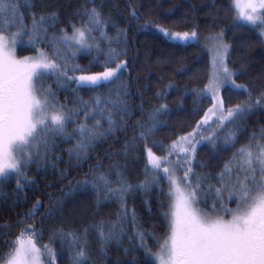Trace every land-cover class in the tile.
Segmentation results:
<instances>
[{
    "label": "snow or ice",
    "instance_id": "1",
    "mask_svg": "<svg viewBox=\"0 0 264 264\" xmlns=\"http://www.w3.org/2000/svg\"><path fill=\"white\" fill-rule=\"evenodd\" d=\"M23 4L29 10L34 7L31 0H23ZM20 8L21 0H0V183L15 177L18 190L22 189L21 180L29 184L34 182L25 169L32 164L39 167L42 162H47L50 151L56 147L54 140H74L75 143L67 151L70 161L74 159L79 164L87 159L89 149L117 131L126 130L127 118L133 115L128 100L131 93L122 79L128 72V60L121 59L127 54L126 47L117 50L109 46L105 58L95 61L103 68L100 72H90L74 62L80 51H101L97 33L111 45L112 37L107 34L109 24L100 10L85 7L82 13H77L83 19L79 27L71 25V34L67 29H60L62 35L52 33L49 36V29L58 23L56 12L37 15L29 11V26ZM232 8L238 22L264 26V0H232ZM172 11L170 9L169 14ZM131 16L137 21L141 19L136 9H132ZM13 27L16 28L14 32L11 31ZM143 29H154L168 40L185 46L198 40L195 30L171 31L150 21L144 23ZM120 32L126 39L127 31L121 29ZM260 35L264 37V31ZM25 37L35 55L20 58L17 56V45L24 42ZM116 39L118 41L119 36ZM205 39L209 41L206 48L211 53V71L206 85L194 91L211 100L212 104L197 122L196 128L167 146L151 139L158 128L166 126V122L159 117L170 111L167 104H160L147 114V120L138 122V134L134 132L119 153L127 157L136 149L144 152L145 171L150 170L152 176L137 188L159 184L161 177L169 185V210L164 213L169 232L163 243L154 252L147 246L141 231L137 230L134 234L139 237L147 257L144 264H264V128L259 134L253 133L250 142L241 146L217 175L221 187L215 188L217 199L210 205L211 211L196 207L206 203L207 192L202 185L212 178L211 174L201 175L193 168L194 163L207 167L197 159L198 148L211 145L215 149L216 133L226 131L229 126H233L234 130L227 131L223 144L225 148L234 146L238 134L243 131L240 126L246 117L257 109L264 110V91L253 96L248 85L236 83L238 73L227 65L230 46L224 43L223 32ZM41 44H48L51 51L41 48ZM48 79L53 80L57 88L71 91L79 107L70 108L61 103L52 85L45 86ZM106 85L116 87L110 88L106 95H92L87 101L79 95L81 89L95 93ZM168 87L173 85L170 83ZM222 89L230 94L246 95L247 99L226 108ZM165 95L163 91L157 93L158 98ZM140 111H144L143 103ZM210 121L216 129L205 136L201 129L211 127ZM70 125L71 132L68 131ZM150 140L153 147L164 150L166 155H156L152 147H148ZM172 157L176 158L175 165L169 167L173 164ZM119 167V163L113 161L111 169L115 170L118 178L115 187L109 178L113 174L111 170L93 172L91 177L86 175L76 180L63 196L72 197L92 191L97 196V203L103 194L105 199L119 200L122 211L126 213L125 194L133 186L118 170ZM96 168L102 169L103 164L98 163ZM177 169L182 172L179 177ZM61 175L66 178V173ZM213 188L214 185L208 184L209 191ZM198 192L201 195L198 196ZM224 193H227L226 197ZM225 199L229 203L234 202L235 207H228ZM63 204L64 200L55 201V208L49 209L45 216L53 217L62 212ZM42 206V202L37 200L25 215L35 217ZM132 215L134 219L135 213ZM118 223L108 222L107 230L103 222L90 226L97 233L103 254H106L108 245L119 244L124 234L122 228L118 230ZM88 233L89 228L83 229V233L75 229H60L53 234L62 244L60 255L67 252L69 264H89ZM37 235L42 236V233L38 234L34 225H27L15 240L9 242L8 251L0 255L2 264H45V261L56 264L57 252L48 244L38 245Z\"/></svg>",
    "mask_w": 264,
    "mask_h": 264
},
{
    "label": "trees",
    "instance_id": "2",
    "mask_svg": "<svg viewBox=\"0 0 264 264\" xmlns=\"http://www.w3.org/2000/svg\"><path fill=\"white\" fill-rule=\"evenodd\" d=\"M34 7L29 10L21 0L20 11L24 13L25 23L29 24L31 16L29 11L40 14L56 12L58 23L49 29V36L55 33L62 35L60 29L72 32V24L78 27L83 17L77 15L83 12L85 7H96L108 22L107 34L112 37L109 45L107 40H98L101 51L95 50L80 54L75 62L90 72H100L103 68L95 61L103 60L109 46L127 49V54L121 59L128 60V72L123 76L131 95L128 97L132 105L131 117L127 118L128 127L124 131H117L115 135L107 137L94 148L89 149L87 159L77 164L70 161L68 149L75 143L74 140L66 142L64 139H56L54 151H50L47 162H42L38 167L32 164L25 169L27 176L34 181L25 183L20 181L22 189L18 190L16 178L12 177L0 183V255L8 251L10 241L16 239L20 231L27 225H34L37 229L35 238L38 245L48 244L57 252L56 264H69L67 252L60 255L62 244L59 238L53 234L60 229L64 231H76L83 233V229L89 228L88 246L91 254L89 264H144L147 259L144 249L141 247L139 237L135 236L137 230L144 234L147 246L155 252L158 245L166 238L169 228L164 213L167 212L170 203L167 193L169 185L163 177L159 184H149L148 187L137 188L136 186L150 180L152 173L145 171V154L141 149H136L125 157L120 155L125 142L130 140L134 132L138 134V122L147 120V114L160 104H167L170 111L159 117L166 122V126L160 127L151 138L163 145H169L179 136L186 135L196 128L212 101L198 94L196 89H202L211 71V59L206 48L200 44L182 43L170 41L154 29L145 31V22H152L171 31L186 32L195 30L201 35H213L223 32L225 41L228 43V65L238 73L236 83L246 84L252 89L253 96L264 91V37L260 35L261 27H255L235 19L232 8V0H31ZM132 9H136L139 21L131 16ZM173 10L169 14V10ZM113 22L115 26H113ZM127 31V37L120 30ZM16 31V28H11ZM119 36L117 41L116 37ZM24 42L18 44L17 54L19 57L35 55L32 47ZM41 48L51 51L48 44H41ZM90 61L93 63L90 65ZM114 66V65H113ZM243 73V74H239ZM79 74V73H77ZM71 75V74H70ZM53 89L57 91L61 103H66L70 108L79 107L71 91L57 88L53 80L48 79ZM173 87L169 88L168 85ZM73 88L76 86L73 84ZM115 85H106L93 93L88 89H81L79 95L89 100L95 94H108L110 88ZM166 92L163 98H158L157 93ZM225 107H233L237 103L247 99L246 95L230 94L222 90ZM143 103L144 111H140ZM243 131L238 134L234 146L225 148L223 139L226 132L217 134L216 148L211 145L198 148L197 159L207 165L200 167L193 164V168L201 175L211 174V179L206 181L202 188L207 192L206 203L197 206L203 210L214 202L215 188L221 187L216 179L224 169L233 154L244 145H247L253 133L259 134L264 128V110L257 109L249 114L240 126ZM72 126L68 131L71 132ZM148 147L158 156H164L166 152L153 147L151 140ZM59 157V159H56ZM111 157V158H109ZM113 161L120 165L119 171L124 178L133 186L125 194L124 208L122 211L119 200L109 197L105 199L103 194L97 203L94 192L77 193L72 197H64L76 180L83 179L86 175L91 177L93 172L112 171L109 177L116 186L117 176L111 169ZM53 163L55 166H53ZM98 163L103 164L102 169H97ZM66 173V178L61 173ZM182 174V172L180 171ZM194 179V178H193ZM208 184L214 185L209 191ZM201 195V193H197ZM42 202L35 217L25 214L32 210L36 201ZM64 200L63 211L53 217H46L49 209L55 208V201ZM213 201V202H212ZM133 212L135 218L133 219ZM23 221V223H21ZM118 223V230L123 229L119 244L112 243L107 246L106 254L101 252V242L97 233L91 229L93 224H105L108 222ZM127 250V251H126ZM47 262V261H46ZM2 263V261H0Z\"/></svg>",
    "mask_w": 264,
    "mask_h": 264
},
{
    "label": "rangeland",
    "instance_id": "3",
    "mask_svg": "<svg viewBox=\"0 0 264 264\" xmlns=\"http://www.w3.org/2000/svg\"><path fill=\"white\" fill-rule=\"evenodd\" d=\"M243 23H245V22H243ZM12 31V30H11ZM262 31H264V28H262L261 27V29H260V32H262ZM14 32V31H13ZM71 34V33H70ZM213 35H215V34H213ZM96 36H97V41L98 40H100L101 38L99 37V33H97L96 34ZM197 36H198V40L196 41V42H191V43H196V44H200V45H202V46H204L205 48H206V45H208L209 44V41H207L205 38L206 37H208L209 35H201V34H199V33H197ZM104 40V39H103ZM223 40H224V43H226V44H228L226 41H225V38H224V34H223ZM176 42V41H175ZM17 47H18V45H17ZM206 50H207V48H206ZM208 51V50H207ZM83 53H86V52H84V51H80V52H78L77 54H76V57H75V59L77 58V56L78 55H80V54H83ZM208 53H209V55H210V59H211V53L208 51ZM17 56H18V54H17ZM29 56H32V55H29ZM19 57V56H18ZM20 58H22V57H20ZM228 58V57H227ZM75 62V61H74ZM76 63V62H75ZM227 65H228V59H227ZM228 67H229V69L230 70H232L231 68H230V66L228 65ZM233 71V70H232ZM234 72V71H233ZM69 74H72V73H69ZM77 75H79V74H77ZM47 82V81H46ZM47 83H45V86H47L46 85ZM238 84V83H237ZM223 90V89H222ZM222 90H221V95H222ZM210 124H211V127H208V126H204V128L203 129H201L203 132H204V135L205 136H208V135H210L215 129H216V125L215 124H212L211 123V121L209 122ZM231 130H234V128H233V126H229V128L226 130V131H224V132H226V134H225V136L227 135V131H231ZM219 133H223V132H217L216 133V135L217 134H219ZM218 137V136H217ZM222 139L224 138V137H221ZM197 139H199V137H197ZM166 155V154H165ZM175 157H172V161H173V164H171V165H168L169 167H174V165H175ZM176 175L179 177L180 175H182L181 173H180V170H176ZM183 186V185H182ZM225 197L227 196V193H224L223 194ZM217 198H216V196L213 198V201H215ZM212 201V202H213ZM224 203L225 204H227V206L228 207H235V203L234 202H231V203H229L226 199L224 200ZM196 207L198 208V209H201V208H199L197 205H196ZM218 207H219V205H218ZM203 210V209H202ZM204 211H208V212H210L211 211V207H210V209L208 208V205H207V209H205ZM163 243V242H162ZM0 264H2V263H0ZM45 264H47V262L45 261Z\"/></svg>",
    "mask_w": 264,
    "mask_h": 264
}]
</instances>
